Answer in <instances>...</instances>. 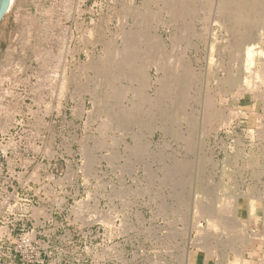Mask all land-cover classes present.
<instances>
[{
    "label": "rangeland",
    "instance_id": "obj_1",
    "mask_svg": "<svg viewBox=\"0 0 264 264\" xmlns=\"http://www.w3.org/2000/svg\"><path fill=\"white\" fill-rule=\"evenodd\" d=\"M228 1H12L0 264H258L264 0Z\"/></svg>",
    "mask_w": 264,
    "mask_h": 264
},
{
    "label": "crops",
    "instance_id": "obj_2",
    "mask_svg": "<svg viewBox=\"0 0 264 264\" xmlns=\"http://www.w3.org/2000/svg\"><path fill=\"white\" fill-rule=\"evenodd\" d=\"M262 141H260L261 143ZM262 147H264L262 145ZM259 172H261V177L259 179V188L258 191L251 189V185H248L246 187V191L242 192L239 196L244 198V212H248L250 214H253L251 219L253 221H257L258 224H264V180L262 179L264 177V167L259 169ZM227 182L226 187H231L232 179H229L230 174L227 173ZM231 195V196H230ZM231 192H226L225 197L226 198H232ZM252 199V200H251ZM251 205V206H250ZM253 210V211H252ZM253 212V213H251ZM256 212V213H255ZM262 220V221H261ZM258 245H260V249L258 251V264H264V237H260Z\"/></svg>",
    "mask_w": 264,
    "mask_h": 264
},
{
    "label": "bare ground",
    "instance_id": "obj_3",
    "mask_svg": "<svg viewBox=\"0 0 264 264\" xmlns=\"http://www.w3.org/2000/svg\"><path fill=\"white\" fill-rule=\"evenodd\" d=\"M12 1H13V0H11V2H10V6H11V4H12ZM229 1H230V0H229ZM229 1H228V2H229ZM232 1H233V0H232ZM253 1H254V0H253ZM253 1H252V2H253ZM191 2H192V1H191ZM230 2H231V1H230ZM230 2H229V3H230ZM234 2H235V0H234ZM234 2H231V3L234 4ZM236 2H237V0H236ZM238 2H240L239 4H241L243 1L239 0ZM238 2H237V3H238ZM247 2H248V1H247ZM162 3H163V2H162ZM185 3H186V2H185ZM221 3H222V2H221ZM231 3H230V4H231ZM237 3H236V5H237ZM243 3H244V2H243ZM253 3L255 4V2H253ZM165 4H166V3H165ZM174 4H175V3H174ZM187 4H188V3H187ZM223 4H225V2H223ZM223 4H222V5H223ZM232 4H231V5H232ZM249 4H250V3H249ZM176 5H177V4H176ZM222 5H220V6H222ZM10 6H9V8H10ZM220 6H219V7H220ZM224 6H225V5H224ZM227 6L229 7V5H227ZM232 6L235 7V5H232ZM180 7H181V6H180ZM197 7H198V6H197ZM238 7H241V6L239 5ZM238 7H237V8H238ZM242 7H245V6L242 5ZM247 7L250 8L249 6H247ZM247 7H246V8H247ZM257 7H258V6H257ZM9 8H8V9H9ZM172 8H173V7H172ZM184 8H185V7H184ZM252 8H255V7H251V9H252ZM182 9H183V8H182ZM220 9H221V8H220ZM229 9H230V8H229ZM229 9H228V10H229ZM256 9H257V8H256ZM134 10H135V9H134ZM169 10H170V9H169ZM184 10H185V9H184ZM221 10H222V9H221ZM223 10H224V9H223ZM230 10H234V8H233V9L231 8ZM240 10L242 11L241 8H240ZM257 10H260V9H257ZM261 10H262V9H261ZM167 11H168V10H167ZM171 11H172V10H171ZM189 11H190V9H189ZM253 11H255L256 13H258V12H257L256 10H254V9H253ZM190 12H191V11H190ZM220 12H221V11H220ZM227 12H228V11H227ZM239 12H240V11H239ZM243 12H244V8H243ZM247 12H248V10H247ZM181 13H182V12H181ZM243 14H244V13H243ZM246 14L248 15V13H246ZM246 14L244 15V17L246 16ZM250 14H251V12H250ZM260 14H262V12H261ZM263 14H264V13H263ZM235 15H236V14H234V15H232V16H235ZM238 15H239V14H238ZM152 16H153V15H152ZM230 16H231V15H230ZM240 16H241V15H239V16H237V17L239 18ZM248 16H251V15H248ZM253 16H254V15H253ZM130 17H131V16H130ZM159 17H160V16H159ZM159 17H158V18H159ZM228 17H229V16H228ZM244 17H243V18H244ZM238 18L234 17L233 19H234V21L236 20V22H238V21H237ZM240 18H241V17H240ZM249 18H251V17H249ZM253 18H254V17H253ZM151 19H152V18H151ZM184 19H185V18H184ZM233 19H232V21H233ZM245 19H246V17H245ZM251 19H252V18H251ZM228 20H230V19H228ZM256 20H257V19H256ZM132 22H133V21H132ZM172 22H173V21H172ZM239 22H241V20H240ZM141 23H142V22H141ZM254 23H255V22H254ZM234 24H235V23H234ZM244 24H245V23H243V25H244ZM256 24H257V22H256ZM259 24H260V23H259ZM142 25H143V24H142ZM169 28H170V27H169ZM223 28H224V27H223ZM147 30H148V29H147ZM237 30H238V29H237ZM146 32H147V31H146ZM124 33H125V32H124ZM135 33H136V32H135ZM145 36H146V35H145ZM152 36H153V35H152ZM160 37H161V36L158 34L157 37L155 36V38H152V39H151L152 41H150V42L154 43L155 45H160V44H161V41H162V40L160 39ZM108 39H109V38H108ZM112 39H114V38H112ZM122 39H123V38H122ZM174 39H175V38H174ZM125 40H126V39H125ZM128 41H129V40H128ZM106 43H108V42H106ZM121 43H122V42H121ZM125 43H126V41H125ZM150 44H151V43H150ZM162 44H163V43H162ZM176 44H177V43H176ZM107 45H108V44H107ZM115 45H116V44H115ZM134 45H135V43H134ZM151 45H152V44H151ZM151 45H150V46H151ZM134 47H135V46H134ZM103 48H104V47H103ZM106 48H108V47H106ZM136 48H137V47H136ZM139 48H140V47H139ZM158 48H159V47H158ZM132 49H133V48H132ZM140 49H141V48H140ZM150 49H151V48H150ZM104 50H105V49H104ZM154 50H155V49H154ZM133 51H134V50H133ZM103 52L105 53V51H103ZM128 52H129V51H128ZM151 52H152V51H151ZM153 52H154V51H153ZM106 53H107V52H106ZM133 53H134V52H133ZM128 54H129V53H128ZM134 54H136V53H134ZM147 54H148V53H147ZM155 54H156V53H155ZM106 55H107V54H106ZM127 56H128V55H127ZM263 56H264V55H263ZM128 57H129V56H128ZM132 57H133V56H132ZM137 57H138V56H137ZM100 58H101V57H100ZM126 58H127V57H126ZM135 58H136V55H135ZM135 58H134V60H135ZM121 59H122V58H121ZM149 59H151V58H149ZM155 59H156V58H155ZM118 60H119V59H118ZM143 60H144V59H143ZM107 61H108V60H107ZM113 61H114V60H113ZM131 61H132V59H131ZM103 62H104V61H103ZM116 62H117V61H116ZM116 62H115V63H116ZM162 62H163V61H162ZM167 62H168V61H167ZM92 63H93V62H92ZM118 63H119V62H118ZM131 63H132V62H131ZM153 64H155V63H153ZM161 64H162V63H161ZM263 64H264V63H263ZM163 65H164V64H163ZM165 65H166V64H165ZM148 67H149V66H148ZM163 67H164V66H163ZM181 67H182V66H181ZM117 70H118V69H117ZM262 73H263V72L261 71L260 76L262 75ZM258 74H259V73H258ZM263 74H264V73H263ZM116 76H117V75H116ZM132 76H133V75H132ZM172 76H173V75H172ZM255 76H256V75H255ZM134 77H135V76H134ZM257 77H258V76H257ZM157 79H158V78H157ZM158 80H159V79H158ZM173 80H174V79H173ZM154 81H155V80H154ZM169 82H170V81H169ZM156 88H157V87H156ZM162 88H163V87H162ZM154 89H155V88H154ZM160 89H161V88H159V90H160ZM136 91H137V90H136ZM138 91H139V90H138ZM134 92H135V91H134ZM137 94H138V93H137ZM145 94H146V93H145ZM251 200H252V199H251ZM263 201H264V199H263ZM263 205H264V203H263ZM250 206H251V205H250ZM252 211H253V210H252ZM251 213H253V212H251ZM255 213H256V212H255ZM250 216H251V215H250ZM251 217H252V216H251ZM213 218H214V217H213ZM217 218H218V217H215V220H216ZM211 219H212V218H211ZM212 220H214V219H212ZM217 220H219V219H217ZM238 220H239V219H238ZM261 221H262V220H261ZM212 222H213V221H211L210 223H212ZM213 223H214V222H213ZM236 224H238V223H236ZM213 226H215V225H213ZM213 226H212V224H211L210 227H213ZM239 226H240V225H238V227H239ZM215 227L217 228V226H215ZM215 227H213V228H215ZM227 227H229V226H227ZM230 228H232V227H230ZM233 229H234V228H233ZM235 229H236V228H235ZM230 230H231V229H230ZM238 230H239V229H238ZM231 232H232V231H231ZM252 234H253V235H250V233H249L250 237H252V236H254V235H258V233H257V234L252 233ZM245 235H246V234H245ZM233 236H235V234H234ZM260 236H261V235H260ZM250 237H245V238L243 237L244 239H242V240H243L242 242L245 243V245H246L247 243L252 242V239H251ZM237 239H238V237H237ZM235 241H236V240H235ZM238 243H239V242H238ZM238 245H239V244H238ZM243 245H244V244H243ZM237 251H238V249H237ZM237 251L234 250L233 253H234V254H237ZM238 254L240 255V252H239ZM241 256H242V255H241ZM230 264H238V262L236 263L235 261H233V262H231Z\"/></svg>",
    "mask_w": 264,
    "mask_h": 264
},
{
    "label": "water",
    "instance_id": "obj_4",
    "mask_svg": "<svg viewBox=\"0 0 264 264\" xmlns=\"http://www.w3.org/2000/svg\"><path fill=\"white\" fill-rule=\"evenodd\" d=\"M11 0H0V24L2 23V20L8 11V8L10 6Z\"/></svg>",
    "mask_w": 264,
    "mask_h": 264
}]
</instances>
